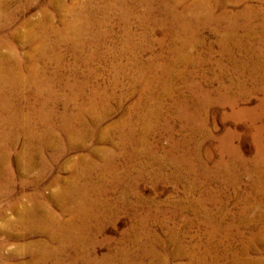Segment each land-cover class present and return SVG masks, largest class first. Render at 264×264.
<instances>
[{
    "label": "bare ground",
    "instance_id": "1",
    "mask_svg": "<svg viewBox=\"0 0 264 264\" xmlns=\"http://www.w3.org/2000/svg\"><path fill=\"white\" fill-rule=\"evenodd\" d=\"M117 1L121 5L136 2V5L143 8L142 14L140 13L143 22L152 26H163L175 36L183 35L180 54H176L181 59L182 53L183 61L186 63L195 65L206 62L207 55L196 56L189 47L193 45L194 48L204 43L205 37L201 35L205 30L218 35V39L209 48L212 50L214 46L219 47L221 57L227 56L229 62L225 64L219 59L216 63L217 68L222 73H225L223 66L226 65L235 72L236 70L247 72L249 68L248 73L252 75V91H259L260 85L264 88V0ZM91 2L92 0H46V3L39 4V0H0V219L3 220L0 225V237L4 235L6 238L20 240L15 247L9 248L8 242L0 238V264H118V261L126 264L132 259L130 249L133 242L132 211L135 215L134 222L138 224L139 229L144 230L150 221H159L167 210L161 205H155L156 208L148 207L147 212L141 215L140 205H144L142 204L144 201L138 198V203L132 202L127 190L116 195V200L109 194L116 186L125 187L126 180L131 176L132 180L144 179L146 176L158 181L179 179L181 167L184 165L192 172L196 169L207 175L199 185L197 184L200 188L208 185L211 177L220 179L219 182L224 181L215 189H201L203 192L200 197L184 204V207L192 210L195 215L194 218L188 219L187 223L204 231L208 243V248H205L207 254L218 250L216 243H219L221 238H226L227 250L225 249L224 254L221 252L220 257H224L227 264H264V186H261L262 189L256 191L257 193L243 194L238 191L235 198L239 202L237 212L232 213L225 209L226 201L222 202L219 210L207 206L210 201L222 198V189L227 188L226 185L236 187L235 185L239 184L241 177L239 167L245 165L246 161L237 155L235 150V157L226 160L225 156L221 155L216 163L210 166L207 161L199 158L198 147H195L197 148L195 151L188 149L192 142L187 135L181 140L172 137L176 114L183 128L189 127L194 134L203 131L201 129L205 125L200 122L202 114L199 109L201 102L196 100L198 97L207 101L214 93L217 94L216 99L224 100L231 105V115L236 118L252 112L254 109L249 111V108L242 105L245 101H241L240 98L250 87L235 77L228 83L221 80L217 87L212 86L213 89L212 87L203 89L202 83L191 80L193 74L185 70L181 76V90H177L176 97L174 92L177 91L172 87L174 84L169 86L170 83L163 81L161 77L163 75L160 76L156 68L158 60L161 59L159 52L158 57L152 54V57L143 60L141 57L132 60L128 58L131 60L129 62H113L110 66V81L106 85L98 80L103 70L93 66L94 54L84 58L85 68H81L82 70L69 64L68 77L63 71L60 72L65 65L59 48L75 40L82 44L83 33L90 31L91 28L93 31L98 28V23L92 19L98 9ZM34 4L38 6L37 12L30 14ZM136 5L132 4V8H125V16L135 15ZM71 33L76 37H70ZM168 64L160 65L165 74L168 71L170 73ZM149 73L152 75L148 76ZM209 74L211 76L212 73ZM64 77L68 82H63ZM123 80L128 81L126 90L123 89ZM61 83L66 84L63 91L57 89ZM185 92H189L190 96L186 97ZM162 93L165 97L169 96L172 102H165L161 98ZM234 94H238V97H234ZM133 95H137L135 100L126 105L125 102ZM120 110L124 111L123 116L113 120V116ZM158 131L172 134L169 137L170 146L164 148L162 154L157 150L158 145L150 141ZM223 143L225 151L228 152V148L231 147H227L225 140ZM181 149H184V153L178 155L176 152ZM146 155L149 156L148 160L143 159ZM63 160L66 164L62 162ZM169 163L174 166L171 173H166ZM260 166H264L262 153L257 160V168ZM21 172L33 174L31 180L18 182L14 175ZM54 172L57 173L50 184L56 189L46 193L48 185H44L45 181ZM16 187L21 189L33 187V190L16 196ZM186 187L192 189V185L188 184ZM3 200L7 201L4 207L1 206ZM171 202L173 204V201ZM7 210L14 216H8ZM125 213L131 216V224L121 233V238L107 236L106 225L115 224L116 219ZM169 233L177 238L175 230H170ZM237 243L240 247H236ZM103 246L107 247V252L101 254L99 248ZM179 251L182 252L180 248ZM216 258H219V254H216ZM216 263L217 261H212L206 264Z\"/></svg>",
    "mask_w": 264,
    "mask_h": 264
},
{
    "label": "rangeland",
    "instance_id": "2",
    "mask_svg": "<svg viewBox=\"0 0 264 264\" xmlns=\"http://www.w3.org/2000/svg\"><path fill=\"white\" fill-rule=\"evenodd\" d=\"M131 1V0H129ZM97 2V3H96ZM100 4H99V3ZM109 2V3H108ZM115 2V4L113 3ZM46 3V0H39V4ZM107 5H105V4ZM91 4L94 5L95 8H97V12L93 14L94 17H92L93 20H95L98 25L96 28L97 32L93 31L92 28L90 31H87L83 33L82 40L83 43L81 44L79 41H74L71 44L68 45H62L59 48L60 53L62 54L64 58V67L60 72L63 74L68 75L70 74L69 68L70 65L79 67L80 70L85 68V60L84 58L87 56H90L92 54L94 60H92V64L95 68L102 69L101 80L98 79L101 83L107 84L110 81V75L111 73V64L118 63V62H129L134 58H139L142 60L148 57H152L153 55L159 54L160 60H158V65L156 68H158V71L160 73V76L163 78V81H167L170 83L169 86L175 89V91H180L181 86V76L183 72H189L193 77L190 78L191 80H195L202 83L203 89H209L212 86L217 87L219 82L224 80L223 82H229L233 78H240L244 83H247V86L250 87L246 90L244 94L240 96L241 101H245L243 106H246V108H249V111L253 110L252 112L245 114L241 116L240 118H236L231 115V105L225 102L224 100H218L215 97H217V94H213V97L210 100H203L202 97H198L196 100H199L200 105L199 109L201 111V120L200 122H203L205 127H203L199 133L194 134V131H192L189 127L186 129L182 127V123L179 119L178 114H176L174 117L173 125H174V132L173 135L166 131H158L155 135H153L150 138L151 142H154V144L158 145L160 154L163 153L164 148H168L170 146V135L175 140H181L183 136L189 137L191 139L192 144L190 145L188 149L195 151V147L199 148V158L203 159L204 161H207L210 166H213L216 163V160L220 158L222 155L226 160H230L233 157H235L234 152L237 153V155L241 156L245 161L246 164L239 167V175L240 181L239 184L235 185L236 187H232L231 185H226L228 188L222 189V198L216 200V201H210V203L207 204L209 208H212L214 210H219V207L221 206L222 202L227 203V206L225 209L230 210V212H237V205L239 204L238 200L235 199L236 195L240 193H249L258 191L261 186H264V166L257 168V160L259 158V154H264V88L259 87V91H252L253 84H252V75L248 73L250 70L248 68L247 72L236 70L232 71L228 69L227 65L226 67L223 66L225 69V73H222L216 63L220 60H223L225 64H228L229 60L227 61V56L221 57V51L220 48L217 46H214L212 50H210L209 47H212L211 44L218 39V35H215L214 33H211L210 31L205 30L204 34L202 33V37L204 38L203 44H198L193 48V45L189 47L195 53L194 55H207L206 62L198 63V64H189L183 61V55L181 53V59L178 58V55L176 53H179V48L182 47V38L183 35L175 36L170 31H168L165 27L160 25L152 26L151 24L147 22H143L141 14L142 9L140 6L136 5V2H128L126 5H121L120 2L117 0H92ZM128 4V6H127ZM132 4L136 5V13L128 14L129 17L125 16L124 9L132 8ZM99 6V7H98ZM106 6V7H105ZM119 6V7H118ZM126 6V7H125ZM35 7V8H34ZM36 4H34L31 8L30 14H34V12H37ZM103 7V9H102ZM116 7V8H114ZM108 8H110L108 10ZM141 8V9H140ZM100 9V11H99ZM122 9V10H121ZM125 9V10H126ZM105 10V11H104ZM102 11V12H101ZM123 11V12H122ZM114 12V13H113ZM117 12V14H116ZM112 13V15H111ZM141 13V14H140ZM123 14V15H122ZM109 16V17H108ZM96 17V18H95ZM108 18V19H107ZM117 20L115 21L114 20ZM118 18V19H117ZM133 18V19H132ZM102 19V20H101ZM105 19V20H104ZM130 19V20H129ZM141 19V20H140ZM98 20V21H97ZM107 21V23H106ZM123 23H122V22ZM138 22V23H137ZM129 23V24H128ZM144 23V24H143ZM101 24V25H100ZM106 24V25H105ZM116 24V25H115ZM143 26H142V25ZM146 24V25H145ZM109 25V26H108ZM111 25V26H110ZM134 26V27H133ZM145 26V27H144ZM159 26V27H158ZM132 27V28H131ZM143 27V28H142ZM163 27V28H162ZM107 28V29H106ZM121 28V30H120ZM145 28V29H144ZM154 28V29H153ZM136 29V30H135ZM141 29V30H140ZM147 29V30H146ZM157 29V30H156ZM159 29V30H158ZM93 32H92V31ZM105 33H103L104 31ZM125 30V32H124ZM130 30V31H129ZM144 30V32H143ZM150 30H152L150 32ZM165 30V31H164ZM111 31V32H110ZM130 32V33H128ZM164 32V33H163ZM166 32V33H165ZM169 32V33H168ZM97 33V34H96ZM132 33V34H131ZM206 33V34H205ZM93 34V35H91ZM138 34V35H137ZM208 34V36H207ZM73 35V36H72ZM91 35V36H90ZM100 35V36H99ZM103 35V36H102ZM125 35V37H124ZM133 35V36H132ZM140 35V36H139ZM243 35V33H242ZM86 36V37H85ZM130 36V37H128ZM137 36V37H136ZM144 36V38H143ZM70 37L75 38L76 36L74 34H70ZM84 37V38H83ZM133 37V38H132ZM135 37V38H134ZM155 37V38H154ZM157 37V38H156ZM159 37V38H158ZM164 37V38H162ZM172 37V38H171ZM174 37V38H173ZM179 37V38H176ZM182 37V38H181ZM209 37V38H208ZM97 38V39H96ZM155 40H154V39ZM85 39V40H84ZM88 39V40H86ZM99 39V40H98ZM176 39V40H175ZM91 40V41H90ZM108 40V41H107ZM149 40V41H148ZM152 40V41H151ZM172 40V41H171ZM208 40V41H207ZM95 41V42H94ZM99 41V42H97ZM126 41L128 44H126ZM130 41V42H129ZM132 41V42H131ZM157 43H156V42ZM164 41V42H163ZM170 41V42H169ZM102 42V43H101ZM151 44H150V43ZM159 42V43H158ZM175 42V43H174ZM76 43V44H75ZM80 43V45H79ZM170 43V44H169ZM206 43V44H205ZM86 44V45H85ZM133 44V45H130ZM168 44V45H167ZM179 44V45H177ZM80 49L79 48V46ZM136 45V46H135ZM85 46V47H84ZM124 46V47H123ZM127 46V47H126ZM130 46V47H129ZM149 46V48H148ZM165 46V47H164ZM205 46V47H204ZM208 46V47H207ZM66 47V48H65ZM68 47V48H67ZM132 47V48H131ZM138 47V48H137ZM151 47V48H150ZM173 47V48H172ZM175 47V48H174ZM199 47V48H198ZM217 47V48H216ZM73 48V49H71ZM76 48V50H75ZM124 48V50H123ZM136 48V49H134ZM146 48V49H145ZM148 48V49H147ZM177 48V49H176ZM80 49V50H79ZM126 49V50H125ZM130 49V50H129ZM150 49V50H149ZM165 49V50H164ZM199 49V50H195ZM215 49V50H214ZM219 49V50H218ZM72 50V51H71ZM92 50V51H91ZM97 50V51H96ZM129 50V51H128ZM161 50V51H160ZM176 50V51H175ZM63 51V53H62ZM80 51V52H79ZM89 51V52H88ZM128 51V52H127ZM137 51V52H136ZM157 51V52H156ZM165 51V52H163ZM199 51V52H198ZM211 53H210V52ZM213 51V52H212ZM216 51V52H215ZM220 51V52H219ZM87 54H86V53ZM98 52V53H97ZM121 52V53H120ZM127 52V53H126ZM136 54H134V53ZM159 52V53H158ZM168 52V53H166ZM173 52V53H172ZM240 52V51H238ZM104 53V54H103ZM131 53V54H130ZM165 53V54H164ZM202 53V54H201ZM214 53V54H212ZM218 53V54H217ZM65 54V55H64ZM82 54V55H81ZM109 54V55H108ZM124 54V55H123ZM127 54V55H126ZM153 54V55H152ZM170 54V56H168ZM172 54V55H171ZM211 54V55H210ZM108 55V56H105ZM152 55V56H151ZM210 55V56H208ZM214 55V56H213ZM101 56H104V58H99ZM119 56V57H118ZM165 58H164V57ZM172 56V57H171ZM175 56V57H173ZM213 56V57H212ZM155 57H158L155 56ZM83 58V60H82ZM127 58V59H126ZM130 58V59H128ZM168 58V59H167ZM178 58V59H177ZM215 58V59H214ZM103 59V60H102ZM116 59V60H115ZM163 62H162V61ZM210 60V61H209ZM74 61V62H73ZM83 61V62H82ZM100 61V62H99ZM166 61V62H165ZM170 61V62H169ZM180 61V62H178ZM212 61V62H211ZM215 61V62H213ZM77 62V64H76ZM82 62V63H81ZM211 62V63H210ZM170 63V64H168ZM70 64V65H69ZM169 65L170 73H164L162 65ZM184 64V65H183ZM209 64V65H207ZM214 64V65H213ZM67 65V68H66ZM69 65V66H68ZM105 65V66H104ZM161 65V66H160ZM167 65V66H168ZM175 69H174V66ZM186 65V66H185ZM200 65V66H199ZM204 67H203V66ZM109 66V67H108ZM180 66V67H179ZM190 66V67H188ZM193 66V67H192ZM209 66V67H208ZM183 67V68H182ZM197 67V68H196ZM82 68V69H81ZM179 68V69H178ZM187 68V69H185ZM194 68V69H193ZM201 68V69H199ZM227 68V69H226ZM139 70L136 69V72ZM173 70V71H172ZM186 70V71H185ZM195 70V71H194ZM200 70V71H199ZM202 70V71H201ZM156 71V69H155ZM206 71V72H205ZM220 73H219V72ZM181 72V75H179ZM212 73L211 76L208 73ZM231 72V73H230ZM240 72V73H239ZM68 73V74H67ZM134 73V71L132 72ZM244 73V74H243ZM108 74V75H107ZM151 73L148 74V76ZM172 74V75H171ZM201 74V75H200ZM204 76H203V75ZM224 74V75H223ZM229 74V75H228ZM244 76H243V75ZM107 75V76H106ZM214 75V76H213ZM222 77L224 78H221ZM217 76V77H216ZM229 76V77H228ZM241 76V77H240ZM66 76V78L68 79ZM107 77V78H106ZM190 77V76H189ZM196 77V79H195ZM214 77V78H213ZM201 78V79H200ZM205 80H203V79ZM218 78V79H217ZM230 78V79H229ZM67 79L64 77L63 82H68ZM104 79V80H103ZM150 79V77H149ZM169 81H168V80ZM178 79V80H177ZM217 79V80H216ZM226 79V80H225ZM228 79V80H227ZM250 79V80H249ZM174 80V81H173ZM104 81V82H103ZM201 81V82H200ZM124 86L123 89L126 90L128 87V81L123 80ZM174 82V83H173ZM206 82V83H205ZM65 83H61L59 86H57V89L60 91L64 90V86H66ZM204 83V84H203ZM249 83V84H248ZM207 85V86H206ZM258 85V86H259ZM177 86V87H176ZM252 86V87H251ZM61 87V88H60ZM212 87V89H213ZM214 87V88H215ZM66 88V87H65ZM178 88V89H177ZM251 89V91H249ZM177 92H174V95L177 97ZM249 91V92H248ZM262 91V92H261ZM250 93V94H249ZM261 93V94H260ZM194 94V92H193ZM258 94V95H257ZM184 95L186 97L190 96L189 92H185ZM197 95V94H194ZM257 95V96H256ZM135 96L133 95L132 98H130L128 101L125 102V104H129V102L135 100ZM169 96L164 95L162 93L163 100L165 102L171 103V99L168 98ZM234 97H238V94H234ZM245 98V99H244ZM250 98V100H249ZM216 99V100H215ZM197 102V101H196ZM204 102V103H203ZM214 102V103H213ZM249 102V103H248ZM258 102V103H257ZM227 103V104H226ZM263 103V105H262ZM212 104V105H210ZM201 105L203 107H201ZM213 106V107H212ZM215 106V107H214ZM252 107V108H251ZM206 108V109H205ZM225 109V110H224ZM262 109V110H261ZM258 110V112H257ZM207 111V112H206ZM260 111V112H259ZM123 110L118 111L114 116L113 120L119 119L121 116H123ZM210 112V113H208ZM255 112V113H254ZM219 113V114H218ZM208 114V115H206ZM253 114V115H252ZM231 115V116H230ZM257 117H256V116ZM260 115V116H259ZM222 117V119H220ZM254 117V118H253ZM256 117V118H255ZM204 118V119H203ZM228 118V119H227ZM225 119V120H224ZM242 119V121H240ZM252 119V120H251ZM254 119V120H253ZM257 119V120H255ZM204 120V121H203ZM223 120V121H222ZM232 120V122H231ZM237 120V121H236ZM261 120V121H260ZM236 121V122H235ZM254 121V122H253ZM253 122V123H252ZM261 122V123H260ZM179 123V124H178ZM206 123V124H205ZM210 123V124H209ZM258 123V124H257ZM181 124V125H180ZM178 125V126H177ZM180 125V126H179ZM177 126V127H176ZM253 126V127H252ZM262 126V127H261ZM214 127V128H213ZM213 128V129H212ZM232 128V129H231ZM236 128V129H235ZM188 129V130H187ZM208 129V130H207ZM254 129V130H253ZM178 130V131H177ZM183 130V131H182ZM191 130V131H190ZM185 131V132H184ZM228 131H230V134H228ZM263 133H262V132ZM203 132V133H202ZM233 132V133H232ZM261 132V133H260ZM161 133V134H160ZM183 133V134H182ZM190 133V134H189ZM239 133V134H238ZM257 133V134H255ZM166 136H165V135ZM191 134L193 136H191ZM208 134V135H207ZM212 134V135H211ZM221 134V135H220ZM241 134V135H240ZM253 134V135H252ZM199 135V136H198ZM207 135V136H206ZM181 136V137H180ZM197 136V137H196ZM210 138H209V137ZM161 137V138H159ZM228 137V138H226ZM253 137V138H252ZM169 138V139H168ZM179 138V139H178ZM204 138V139H203ZM168 139V140H167ZM196 139V140H195ZM212 139V140H211ZM156 142H155V141ZM225 140L226 144L228 145V152L225 151L224 143ZM263 140V141H262ZM158 141V142H157ZM206 142V143H205ZM209 142V143H208ZM221 142V143H220ZM256 142V143H255ZM257 144V145H256ZM262 144V145H261ZM261 145V147H260ZM165 146V147H164ZM167 146V147H166ZM215 146V147H214ZM219 146V147H218ZM217 147V148H216ZM192 148V149H191ZM194 148V149H193ZM219 148V149H218ZM205 150V151H204ZM217 150V151H216ZM233 150V151H232ZM236 150V151H235ZM187 151V148L185 149ZM182 152V153H181ZM218 152V153H217ZM257 152L259 154H257ZM178 155L184 153V149L179 150V152H176ZM216 153V154H215ZM230 153V154H229ZM243 153V154H241ZM256 153V154H255ZM211 154V155H210ZM218 154V155H217ZM206 157H205V156ZM217 155V156H216ZM228 155V156H227ZM230 156V157H229ZM149 156L143 157V159L148 160ZM217 157V158H216ZM66 160V159H65ZM63 160L62 162H65ZM250 160V161H249ZM209 161V162H208ZM253 161V162H252ZM256 161V162H255ZM212 162V163H211ZM252 163V164H251ZM170 167H167L166 173H171L172 168L174 165L172 163H169ZM254 165V166H253ZM247 166V167H246ZM245 167V168H244ZM170 168V169H169ZM241 168V169H240ZM251 168V169H250ZM262 170H261V169ZM180 172V178L174 179H159L154 180L150 178L151 176H146L144 179H133L132 176L129 180H126L125 187H120V185L115 187L112 190H110V196L116 200L117 196L122 191L127 190L128 195L130 194V200L132 202H139L138 198L143 202L140 205V212L139 214L143 215L147 212L149 209L148 207L156 208L157 205H161L164 210L166 209V214L161 216V220L159 221L153 220L148 223L147 226H145V229H139L138 224H136L135 218H134V212L132 211V243L129 245L130 249H132V259L127 262L126 264H206L208 262L217 261L216 264H227V261L224 257H220L221 252L224 254L225 249L227 248V240L226 238H221L218 244L217 248L218 250L215 252H212V254H207L206 249L208 248V243L206 240V236L204 234V231L200 227H197L195 225L192 226V224L187 223L188 219L194 218V212L192 210H189V208H185L184 204L186 205L187 202L193 198H198L202 194V190H207V188H217L221 185L219 182L220 179L216 177H211L210 183L208 185H203L202 188L198 186L205 178L204 176H207L205 174H202L201 171H197L194 169L192 172L191 170L187 169V167L184 165V167H181ZM185 169V170H184ZM243 169V170H242ZM247 169V170H246ZM256 169V170H255ZM260 170V171H259ZM170 171V172H169ZM183 171V172H182ZM244 171V172H243ZM35 172V171H34ZM33 172V173H34ZM251 172V174H250ZM263 172V173H262ZM57 173V172H56ZM55 172L45 181L44 185H48V189H46V193H50L55 191L56 187L54 185L50 184V181H52L53 176L56 174ZM199 173V175H198ZM242 173V175H241ZM246 173V174H245ZM255 173V175H254ZM258 173V174H257ZM196 174V175H195ZM248 174V175H247ZM250 174V175H249ZM260 174V175H259ZM263 174V175H262ZM132 175V174H131ZM182 175V176H181ZM187 175V176H186ZM258 175V176H257ZM16 179H18V182L24 180V181H30L31 176L33 174H27V173H15L14 175ZM135 176V174H134ZM194 176V177H193ZM252 176V177H251ZM183 177V178H182ZM187 177V178H185ZM261 179H260V178ZM182 178V179H181ZM193 178V179H192ZM203 178V179H202ZM252 178V179H251ZM191 179V181H190ZM197 179V182H196ZM217 179V180H216ZM244 179V180H243ZM248 179V180H246ZM142 180V181H141ZM184 180V181H183ZM188 180V181H187ZM258 180V181H257ZM177 181V182H176ZM195 183H194V182ZM214 181V182H212ZM253 181V182H251ZM131 182V183H129ZM134 182V183H133ZM193 182V183H192ZM224 182V181H223ZM222 182V184H223ZM251 184H250V183ZM261 182V183H260ZM156 183V184H155ZM180 183V184H179ZM192 185V189H189L186 187ZM245 183V184H244ZM129 184V185H128ZM138 184V185H136ZM191 184V185H190ZM198 184V185H197ZM247 184V185H246ZM249 184V185H248ZM185 185V186H184ZM254 185V186H253ZM135 186V187H134ZM194 186V187H193ZM214 186V187H212ZM50 187V188H49ZM129 187V188H128ZM240 187V188H239ZM249 187V188H248ZM251 187V188H250ZM258 189L256 190V188ZM17 194L16 196H20V194H23L25 192H30L33 190V187H27L26 189H21L16 187ZM133 188V189H131ZM252 188L254 190H252ZM198 189V190H197ZM235 189V190H234ZM237 189V190H236ZM244 189V190H243ZM262 189V188H261ZM260 189V190H261ZM196 190V191H195ZM201 190V191H200ZM139 191V192H137ZM187 191V192H186ZM200 191V192H199ZM232 191V192H231ZM239 191V192H238ZM131 192V193H130ZM136 192V193H135ZM189 192V193H188ZM193 192V193H192ZM225 194V195H224ZM134 195V196H133ZM116 196V197H115ZM227 199H225V197ZM235 196V197H234ZM141 197V198H140ZM232 197V198H230ZM182 200H181V199ZM230 198V199H229ZM145 199V200H144ZM180 199V200H179ZM234 199V200H233ZM176 200V201H175ZM178 200V201H177ZM151 203H150V202ZM173 201V204L172 202ZM175 201V202H174ZM183 201V202H182ZM234 201V202H233ZM163 202V203H162ZM171 202V203H170ZM178 202V203H177ZM182 202V203H180ZM150 203V204H149ZM158 203V204H157ZM214 203V204H212ZM236 203V204H235ZM1 206H6L7 201H4L1 203ZM180 204V205H179ZM211 204V205H210ZM156 205V206H155ZM180 206V207H179ZM215 206V208H214ZM144 207V208H143ZM174 207V208H173ZM143 208V209H142ZM146 208V209H145ZM177 208V209H176ZM183 208V209H182ZM217 208V209H216ZM236 208V209H235ZM171 209V210H170ZM174 209V210H173ZM176 209V210H175ZM179 209V210H178ZM142 210V211H141ZM181 210V211H180ZM237 210V211H236ZM170 211V212H169ZM175 211V212H174ZM6 212L8 216H14L13 213L10 210H7ZM130 212V211H129ZM177 212V213H176ZM181 212V213H180ZM128 214V215H127ZM121 214L118 219H116L115 224H107L106 225V235L113 237V238H121V233L131 224V216L129 213ZM168 214V215H167ZM193 214V215H192ZM180 215V216H178ZM128 216V217H127ZM173 216V217H172ZM168 217H170L168 219ZM134 218V219H133ZM167 218V219H166ZM185 219V220H184ZM161 221V222H160ZM171 223H170V222ZM186 221V222H185ZM3 220L0 219V225L2 224ZM152 222V223H151ZM159 222V223H158ZM166 222V223H165ZM135 225H134V224ZM163 223V224H162ZM183 224V225H182ZM162 225V226H161ZM155 226V227H154ZM159 226V227H158ZM165 226V227H164ZM182 226V227H180ZM184 226V227H183ZM138 229H137V228ZM153 227V228H152ZM170 227V228H169ZM189 227V228H188ZM177 228V229H176ZM190 231H188V230ZM170 230L176 231V239L169 233ZM178 230V231H177ZM185 232H184V231ZM201 230V231H200ZM138 231V232H137ZM144 231V233H143ZM137 232V233H136ZM182 232V233H181ZM156 233V234H155ZM164 233V234H163ZM190 233V234H189ZM139 234V235H138ZM160 234V235H159ZM186 234V235H185ZM142 235V236H141ZM146 235V236H145ZM150 235V236H149ZM165 235V237H164ZM170 235V236H169ZM184 235V236H183ZM189 235V236H188ZM137 236V237H136ZM158 236V237H157ZM182 236V237H181ZM186 236V237H185ZM191 236V237H190ZM164 237V238H163ZM168 237V238H167ZM189 237V238H188ZM4 241L8 242L9 248L15 247V244H17L20 240L14 239V238H6L4 235L1 236ZM147 238V239H146ZM204 238V239H203ZM137 239V240H136ZM154 239V240H153ZM181 239V240H180ZM136 240V241H135ZM140 240V241H139ZM149 242H145V241ZM195 240V241H194ZM135 241V242H134ZM138 241V242H137ZM163 241V242H162ZM177 241V242H176ZM185 241V242H184ZM24 242V241H23ZM183 242V243H182ZM199 242V243H198ZM206 242V243H205ZM223 242V243H222ZM143 243V244H142ZM163 243V244H162ZM170 243V245H169ZM178 243V244H176ZM141 244V245H140ZM153 244V245H152ZM166 244V245H165ZM191 244V245H190ZM136 245V246H135ZM144 245V246H143ZM146 245V246H145ZM149 245V247H147ZM151 245V246H150ZM181 247H179V246ZM188 245V246H187ZM194 245V246H193ZM226 245V246H225ZM135 246V247H134ZM140 246V247H139ZM158 246V247H157ZM163 246V247H162ZM166 246V247H165ZM178 246V247H177ZM190 246V247H189ZM203 246V247H202ZM207 246V247H206ZM222 246V247H221ZM104 247V248H103ZM99 248V253L104 254L107 252V247L103 246ZM161 247V248H160ZM225 247V248H224ZM236 247H240V245H236ZM148 250H147V249ZM169 248V249H168ZM179 248L182 252L179 251ZM189 248V250H188ZM194 248V249H193ZM206 248V249H205ZM224 248V249H223ZM174 249V250H173ZM178 249V250H176ZM186 249V250H184ZM197 249V250H195ZM222 249V250H221ZM135 250V251H134ZM161 250V251H160ZM171 250V251H170ZM227 250V249H226ZM138 251V252H137ZM159 251V252H158ZM178 251V253H176ZM186 251V252H185ZM204 251V252H203ZM162 252V253H161ZM188 252V253H187ZM155 253V254H154ZM171 253V254H170ZM173 253V254H172ZM192 253V254H191ZM197 253V254H196ZM203 253V254H202ZM163 254V255H162ZM167 254V255H166ZM177 254V255H176ZM179 254V255H178ZM181 254V255H180ZM187 254V255H186ZM216 254H219V258H216ZM152 255V256H151ZM157 255V256H156ZM186 255V256H185ZM201 255V256H200ZM162 256V257H161ZM172 256V259H171ZM184 256V257H183ZM193 256V257H192ZM213 256V257H212ZM135 257V258H133ZM149 257V259H148ZM160 257V258H159ZM199 257L198 259H196ZM203 257V258H202ZM189 258V259H188ZM202 258V259H201ZM216 258V259H215ZM196 259V261H195ZM223 259V260H222ZM146 260V261H145ZM136 261V262H135ZM153 261V262H152ZM193 261V262H192ZM201 263H200V262ZM131 262V263H130ZM155 262V263H154ZM159 262V263H158ZM175 262V263H174ZM177 262V263H176ZM198 262V263H197ZM223 262V263H222ZM122 264L121 261H118V264Z\"/></svg>",
    "mask_w": 264,
    "mask_h": 264
}]
</instances>
